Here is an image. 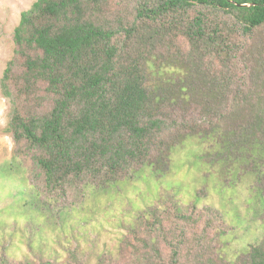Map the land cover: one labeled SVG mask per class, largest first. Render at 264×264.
Instances as JSON below:
<instances>
[{
    "label": "trees",
    "instance_id": "obj_1",
    "mask_svg": "<svg viewBox=\"0 0 264 264\" xmlns=\"http://www.w3.org/2000/svg\"><path fill=\"white\" fill-rule=\"evenodd\" d=\"M13 42L0 264H264V0H34ZM184 145L216 195L251 177L237 215L183 187L115 210Z\"/></svg>",
    "mask_w": 264,
    "mask_h": 264
},
{
    "label": "rangeland",
    "instance_id": "obj_2",
    "mask_svg": "<svg viewBox=\"0 0 264 264\" xmlns=\"http://www.w3.org/2000/svg\"><path fill=\"white\" fill-rule=\"evenodd\" d=\"M34 0H0V198L5 201V207H1L0 212L4 209L10 211L11 207L15 206V178L8 175V179L3 180V167L10 168L15 155V139L12 134L7 131L11 105L9 99L3 94L1 88V79L4 70L14 55L13 36L16 26L18 25L21 14L31 8ZM194 154L187 146H180L173 154L172 163L168 166L166 172H162L155 177L156 184L151 189L147 183L148 180L141 178L134 182L121 185L112 197V202L115 204V210L132 207L133 210L142 208L145 205L152 203L158 199H163L164 191L168 188L174 192H179L182 188V196L189 200L192 197V192L199 193L200 198L206 202L215 201V205L227 217L237 215L236 207L230 202L231 195L236 192H243L246 195V201L250 200L248 188L250 186L251 177L241 179L238 185L229 187L222 196L216 195L212 188V180L205 169V164H200L193 160ZM208 173V174H207ZM149 177V176H148ZM10 178V179H9ZM153 178V177H152ZM159 180V181H158ZM209 187H211L209 189ZM165 189V190H164ZM153 190L152 198L140 201L146 191ZM11 220L12 217L8 214H0V219ZM92 237H97L98 233L91 232ZM247 240L254 239L252 233L248 234ZM240 246V243L238 244Z\"/></svg>",
    "mask_w": 264,
    "mask_h": 264
}]
</instances>
